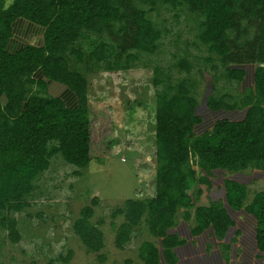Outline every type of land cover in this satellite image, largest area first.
Segmentation results:
<instances>
[{
	"label": "trees",
	"instance_id": "obj_1",
	"mask_svg": "<svg viewBox=\"0 0 264 264\" xmlns=\"http://www.w3.org/2000/svg\"><path fill=\"white\" fill-rule=\"evenodd\" d=\"M158 2L185 5L200 14L199 40L219 57L231 79L243 81L246 70L230 64H256L254 86L232 102L226 93L210 96L212 111L246 109L245 116L220 119L211 130L195 135V125L202 122L196 114L195 81L163 78L162 69L155 68L156 195L127 199L117 208L114 215L123 214L124 221L116 231V246L124 248L144 220L162 249L146 240L140 246L141 259L145 264H164L162 258L177 264L176 248L187 239L169 230L177 225L181 208L184 220L194 217L193 236L212 229L224 239L235 226L222 201L196 205L203 190H197L196 198L191 190L196 184L211 188L209 174L216 169H264V0H0V219L13 241L20 234L17 219L9 214L28 205L35 180L51 159L61 155L80 168L91 161L88 79L71 61L129 69L140 53H154L161 31L143 7L150 5L151 10ZM20 19L43 28L41 44L11 46ZM178 63L191 70L186 59ZM65 90L73 94L74 103L61 94ZM224 187L226 204L255 218L256 245L264 257V190L246 203V185L227 178ZM94 214L93 207L84 206L74 229L89 250L100 252L104 232L92 222ZM223 248L228 259L231 244Z\"/></svg>",
	"mask_w": 264,
	"mask_h": 264
},
{
	"label": "rangeland",
	"instance_id": "obj_2",
	"mask_svg": "<svg viewBox=\"0 0 264 264\" xmlns=\"http://www.w3.org/2000/svg\"><path fill=\"white\" fill-rule=\"evenodd\" d=\"M143 8L161 31L154 53H140L129 69H109L103 62L78 65L74 59L71 61V66L88 79L91 161L80 168L61 155L51 159L49 168L35 180V189L27 197L28 205L20 212L9 214L17 219L19 241L10 238L9 229L0 219V264H145L140 257L144 241L152 240L162 249L160 239L150 234L144 220L125 247L118 248L116 231L124 215H114L127 199H149L156 195V67L162 69L163 78L195 81L196 114L202 118L194 127L195 135L211 130L220 119L244 118L246 109L212 111L207 102L210 96L225 93L232 96L230 102L242 97L254 86L252 74L256 64H230V68L247 70L243 81L231 79L219 57L199 40L203 20L200 14L191 12L185 5L162 2L151 10L150 5ZM14 29L13 48L42 43L43 28L20 19ZM242 37L244 41L246 37ZM210 56L213 60L208 61ZM182 59L189 61V72L179 65ZM61 94L67 102H75L69 90ZM195 168L200 170L198 166ZM209 177L211 188L196 184L191 190L195 198L197 190H203L196 198V205L222 201L236 224L224 239L216 237L212 229L193 236L190 228L194 217L184 220L181 208L177 225L169 230L187 239L184 246L176 248L177 264H264L256 245L255 218L245 210H232L226 204L224 187L227 178L246 185V203H249L264 190V169L240 172L216 169ZM95 198H98L96 205ZM84 206L94 208L91 220L104 232L105 246L100 252L89 250L75 232L74 225ZM237 230L241 233L234 241ZM223 244H231L228 259ZM162 261L166 264L163 258Z\"/></svg>",
	"mask_w": 264,
	"mask_h": 264
},
{
	"label": "crops",
	"instance_id": "obj_3",
	"mask_svg": "<svg viewBox=\"0 0 264 264\" xmlns=\"http://www.w3.org/2000/svg\"><path fill=\"white\" fill-rule=\"evenodd\" d=\"M258 21H260L259 19H257ZM256 66L257 65H255V67H254V71H255V68H256ZM244 69V68H243ZM244 70H246V69H244ZM254 71H253V73H254ZM246 72V74H245V77L247 76V70L245 71ZM254 74H252V76H253Z\"/></svg>",
	"mask_w": 264,
	"mask_h": 264
}]
</instances>
